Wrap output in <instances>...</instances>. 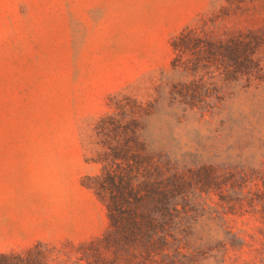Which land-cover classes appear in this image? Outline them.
Masks as SVG:
<instances>
[{
    "label": "rangeland",
    "instance_id": "rangeland-1",
    "mask_svg": "<svg viewBox=\"0 0 264 264\" xmlns=\"http://www.w3.org/2000/svg\"><path fill=\"white\" fill-rule=\"evenodd\" d=\"M214 16L217 33L255 27L264 0H0V251L40 241L70 262L102 235L106 209L85 182L101 171L96 122L117 103L128 101L126 119L148 104L139 136L178 171H239L243 191L255 189L264 81L232 82L209 111L169 98L172 82L188 78L171 68L172 36ZM186 193L175 264H264V195L250 205L227 189L221 200L192 182Z\"/></svg>",
    "mask_w": 264,
    "mask_h": 264
},
{
    "label": "trees",
    "instance_id": "trees-1",
    "mask_svg": "<svg viewBox=\"0 0 264 264\" xmlns=\"http://www.w3.org/2000/svg\"><path fill=\"white\" fill-rule=\"evenodd\" d=\"M217 18L185 25L172 36L171 68L188 76L172 82V102L209 111L223 100L224 89L232 82L264 81V23L217 33ZM127 104L117 103L119 110L100 116L95 125L102 148L97 157L101 171L88 176L85 184L105 206L108 224L102 235L81 243L74 261L68 262L64 249L38 241L20 251H0V264H82L80 260L105 264L107 251L112 253L109 264L119 258L125 264H175L170 248L180 252L179 224L188 211L186 192L191 182L200 191H215L221 200L227 189L243 195L239 202L246 196L250 205L252 194L262 198L264 173L251 177L256 187L244 192L248 179L243 172L218 173L203 165L187 174L162 154L151 153L138 133L148 104L137 102L134 117L126 119Z\"/></svg>",
    "mask_w": 264,
    "mask_h": 264
}]
</instances>
